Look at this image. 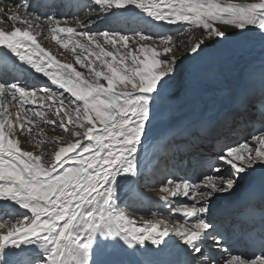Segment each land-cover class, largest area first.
<instances>
[{
	"label": "snow or ice",
	"instance_id": "obj_1",
	"mask_svg": "<svg viewBox=\"0 0 264 264\" xmlns=\"http://www.w3.org/2000/svg\"><path fill=\"white\" fill-rule=\"evenodd\" d=\"M76 7L69 19L41 14L28 0H0V264H111L97 258L117 245L161 246L173 235L190 257L184 264H264V250L248 258L224 247L207 218L217 195L264 169V75L258 97L243 91L231 97L233 119L256 108L262 123L250 139L224 145L195 180L168 175L142 191L141 151L171 99L184 42L172 34L90 30L101 15L135 8L182 33L198 29L187 53L216 45L238 52L257 42L264 51V0H90ZM49 38L74 62L44 48L40 40ZM11 57L51 84H22ZM41 123L60 135L35 139ZM26 137L35 139L33 150L24 149ZM124 188L134 198L155 192L182 220L157 212L137 218L121 206ZM181 198L193 202L173 206ZM213 250L227 255L217 259Z\"/></svg>",
	"mask_w": 264,
	"mask_h": 264
},
{
	"label": "bare ground",
	"instance_id": "obj_2",
	"mask_svg": "<svg viewBox=\"0 0 264 264\" xmlns=\"http://www.w3.org/2000/svg\"><path fill=\"white\" fill-rule=\"evenodd\" d=\"M22 2H24V0ZM28 2L31 4L32 1L29 0ZM41 2L42 0H37V4H31L33 8L40 13L47 8V6H42ZM77 3L87 4L90 3V0H61L55 6V11H57L58 15L66 16L71 19L78 14L77 7L73 9V6ZM37 5H39V7H37ZM138 13H140L138 9L129 8L128 11L118 13L115 16L101 15L90 30L121 31L131 35V31L141 28V31L145 35L158 36L172 34L176 40L184 42V46H178V51L176 53L177 56L180 57V70L177 77L182 72H186V76L189 80H192L198 87V89L189 90V95H192L193 99L188 104H184L179 100L183 99L187 91L182 89L181 82H174V86L169 90V95L171 97L170 101L167 104H162L160 114L153 121L150 128V135L145 140L143 150L141 151L142 176L139 181V188L145 191L150 186L158 188L160 179L168 175L175 178H193V175H198L200 172L207 174L208 164L215 158L221 146L226 144L228 146H234L231 145V143L240 136L242 138L245 137L244 139H250L251 136L255 134V130L261 127L262 122L258 119L256 108H249L247 113H242L237 116L236 119H233L232 115L227 113V115L225 114V116L221 117L222 123L219 125L208 123L201 126L199 125L200 123L197 125H195V123L202 115H205V113L214 111L216 114H219L220 112L233 110L234 105L231 102V97L237 91L247 92L249 95L255 97L259 96L257 91L260 90L261 77L264 75V51L261 50L259 42L251 46H246L238 52L230 51L227 45L209 46L210 50L203 56L196 58L192 63L190 62L188 67L184 66L181 68V62L186 59L187 63V58L191 55V53L185 51V47L188 46L189 38H198L200 36V31L194 29L190 32L182 33L179 25H167L149 21L147 18L144 19L139 17ZM80 15H82V13ZM40 43L44 48L51 50V52L57 56V59L63 60L64 62H74L71 52L60 48L59 45L50 38L41 39ZM182 53L183 55H181ZM11 62L15 63L18 67L19 72L16 73V75L19 76L22 84L30 87H34L35 85L41 87L51 84L42 74L35 73L30 66L23 64L14 57H11ZM3 63V54L0 53V64ZM74 66L77 70L83 71L79 65ZM225 70L226 74L224 72ZM207 73L210 74L207 75ZM9 82H11V79ZM232 86H236V91H234L235 89H233ZM52 87L55 88L56 86ZM251 121H256L257 127L254 123L255 127L249 132L250 126L252 125ZM41 129L42 134H39ZM186 130H188V133L184 138L178 139L183 131ZM50 132H52L53 135ZM57 135H60L59 131H52L51 127L41 123L40 129H37L35 139L49 140V138ZM175 138L177 139L175 140L177 144L174 149L169 152V147L166 148L164 145V149L166 148L164 155L161 158L158 157L161 155V151L156 155V150L164 143H167V141L174 142ZM35 139L26 137L22 141L24 149L33 150ZM221 139L224 140L221 142L219 141ZM51 147L52 145L49 143L48 149H51ZM187 156L193 157L194 161L196 160V163L194 162L196 169L190 174L187 172ZM181 174L185 176H181ZM146 179L148 181L147 184L145 183ZM157 180L158 182H156ZM141 182L144 185H142ZM250 183L255 185L264 198V169L257 167L241 181L239 186L235 191L231 192L230 195H217L211 201V207L210 211L207 213V218L211 220L217 231L220 232V230H224V222L232 220L237 216L235 213H225L224 208L232 201L239 190L247 187ZM132 186L133 188L136 187L135 184ZM220 198L223 199L221 200ZM219 200L221 201L218 202ZM184 202L192 203L193 201H185L181 198L174 201L173 206ZM217 202L218 205L214 206ZM125 204L129 205V211L133 212L137 218L143 216L145 219H152V212H157L164 216H171L173 220H182V217L178 214H170L167 206L156 198V193L153 191H147L144 197L134 198L128 192V189L124 188L121 190V206ZM212 206H214V208H212ZM261 211L264 210H260L259 212L253 211L251 216L247 215L248 212H246V218L249 217L246 219L247 223L253 222L254 216L256 215L257 218L261 219ZM252 224H254V222ZM227 226H229L228 230L230 234L236 233V231H233L236 230L234 225L228 224ZM256 233H258L257 230ZM165 239L167 243L161 246L148 243L146 246L135 250L124 249L120 245H117L114 250L110 249V255L98 257L97 259L109 261L111 264H167V258L170 252L176 247L184 246L174 235L171 238L166 237ZM210 254L213 255V253ZM222 255L227 254L224 253ZM252 256L253 255H249L247 257L251 258Z\"/></svg>",
	"mask_w": 264,
	"mask_h": 264
},
{
	"label": "rangeland",
	"instance_id": "obj_3",
	"mask_svg": "<svg viewBox=\"0 0 264 264\" xmlns=\"http://www.w3.org/2000/svg\"><path fill=\"white\" fill-rule=\"evenodd\" d=\"M81 14V13H80ZM138 15H139V17H141V18H144V19H148L149 21H154V20H152V19H150V17H148L146 14H144V13H142V12H140V13H138ZM137 31H140V32H142L141 31V29H136V30H134V31H131V35H133L135 32H137ZM208 50H210V48L209 47H207V48H205L199 55H196V54H191L188 58H187V63H186V59H184V61H182L181 62V65H180V67L181 68H183L184 66L185 67H188V65L190 64V62L192 63V61H194L196 58H199V57H201V56H203L206 52H208ZM179 70H180V68H179ZM225 72V74H226V70L224 71ZM208 74H210V73H207V75ZM178 75V74H177ZM205 78H206V76H205ZM21 81V80H20ZM175 82H177V83H179V82H181V87H182V89L183 90H185V91H187L186 92V95L183 97V99H181V100H179L181 103H184V104H188L189 102H191V100L193 99L192 98V95H189V90H191V89H198V87L193 83V81L192 80H189V78L186 76V72H182L178 77L176 76V81ZM256 83V82H255ZM258 83V82H257ZM37 86H39V85H35L34 87H37ZM232 88L233 89H235L234 91H236V86H232ZM259 92H260V90H258L257 91V94L259 95ZM252 94H253V92H252ZM257 94H256V96H257ZM234 107V106H233ZM234 111V109L233 110H231V111H225V112H220L219 114H216V112H214V111H211V112H209V113H205V115H202V117L195 123V125H197V124H199V125H204V124H213V125H219L220 123H221V121H222V118L221 117H223V116H225V114L227 115V113H232ZM222 114V115H221ZM221 115V116H220ZM233 118V117H232ZM252 122V125L250 126V129H249V132H250V130H252L255 126V124H256V127H257V122L256 121H251ZM255 123V124H254ZM183 127V126H182ZM181 127V128H182ZM51 130L53 131L54 129H52L51 128ZM248 131V130H247ZM186 132H188V130H186V131H183V133L178 137V139H182L184 136H185V134H186ZM51 134H52V132H50ZM248 134H250V133H248ZM247 134V135H248ZM53 135V134H52ZM244 137V136H243ZM249 137V136H248ZM245 138V137H244ZM244 138H242L241 136L240 137H237V139L234 141V142H232L231 143V145H236L237 143H239V142H241ZM175 140H177L176 138L174 139V142H171V141H167V143H164L160 148H158L157 150H156V155H157V153L158 152H160L161 151V155H159L158 157H162L163 155H164V152H165V149L167 148V147H169V152L171 151V150H173L174 149V147L176 146V144H177V142L175 141ZM224 140V139H223ZM222 139L221 140H219V141H223ZM241 140V141H240ZM164 145L166 146V148L164 149ZM230 145V144H229ZM223 146H221L220 147V149L222 148ZM213 153V152H212ZM214 154V153H213ZM155 158H156V156H155ZM159 158V159H160ZM158 159V160H159ZM187 159L188 160H192V162H190V164L191 163H194V162H196V161H193V159H192V157L191 156H188L187 157ZM156 161V160H155ZM192 167H195L194 165H192ZM201 167V166H200ZM200 174H201V172H200ZM199 174V175H200ZM198 175V176H199ZM160 179V178H159ZM158 179V180H159ZM158 180L156 181V182H158ZM141 184H142V182H141ZM155 184H157V183H155ZM155 184H153V185H155ZM142 185H144V184H142ZM230 195V194H229ZM221 200L223 199V198H220ZM221 200H219L218 202H220ZM218 202L214 205V206H216V205H218ZM214 206H212V208H214ZM219 255H220V253H218L217 255H216V257H219Z\"/></svg>",
	"mask_w": 264,
	"mask_h": 264
}]
</instances>
